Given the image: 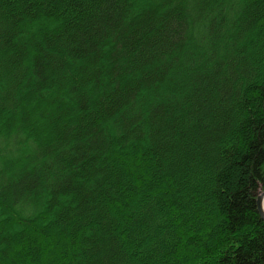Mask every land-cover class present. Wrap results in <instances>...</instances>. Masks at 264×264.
Returning a JSON list of instances; mask_svg holds the SVG:
<instances>
[{"label":"trees","instance_id":"trees-1","mask_svg":"<svg viewBox=\"0 0 264 264\" xmlns=\"http://www.w3.org/2000/svg\"><path fill=\"white\" fill-rule=\"evenodd\" d=\"M264 0H0V264H264Z\"/></svg>","mask_w":264,"mask_h":264},{"label":"water","instance_id":"water-1","mask_svg":"<svg viewBox=\"0 0 264 264\" xmlns=\"http://www.w3.org/2000/svg\"><path fill=\"white\" fill-rule=\"evenodd\" d=\"M257 209L258 212L264 221V191L259 190L258 195L256 197Z\"/></svg>","mask_w":264,"mask_h":264}]
</instances>
